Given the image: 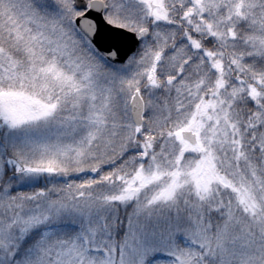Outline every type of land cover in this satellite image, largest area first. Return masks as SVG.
Listing matches in <instances>:
<instances>
[{"label":"snow or ice","instance_id":"obj_1","mask_svg":"<svg viewBox=\"0 0 264 264\" xmlns=\"http://www.w3.org/2000/svg\"><path fill=\"white\" fill-rule=\"evenodd\" d=\"M0 264H264V0H0Z\"/></svg>","mask_w":264,"mask_h":264}]
</instances>
